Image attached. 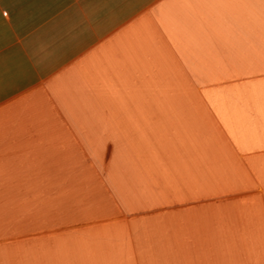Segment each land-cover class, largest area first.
I'll return each mask as SVG.
<instances>
[{
	"label": "crops",
	"instance_id": "0c3cea01",
	"mask_svg": "<svg viewBox=\"0 0 264 264\" xmlns=\"http://www.w3.org/2000/svg\"><path fill=\"white\" fill-rule=\"evenodd\" d=\"M0 264H264V0H0Z\"/></svg>",
	"mask_w": 264,
	"mask_h": 264
}]
</instances>
